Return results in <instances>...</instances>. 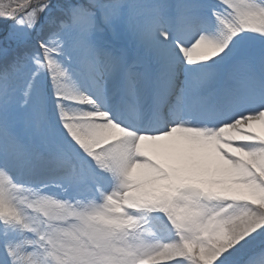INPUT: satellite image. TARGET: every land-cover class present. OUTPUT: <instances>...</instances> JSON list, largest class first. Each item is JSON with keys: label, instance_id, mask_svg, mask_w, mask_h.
<instances>
[{"label": "snow or ice", "instance_id": "obj_1", "mask_svg": "<svg viewBox=\"0 0 264 264\" xmlns=\"http://www.w3.org/2000/svg\"><path fill=\"white\" fill-rule=\"evenodd\" d=\"M264 0H0V264H264Z\"/></svg>", "mask_w": 264, "mask_h": 264}, {"label": "bare ground", "instance_id": "obj_2", "mask_svg": "<svg viewBox=\"0 0 264 264\" xmlns=\"http://www.w3.org/2000/svg\"><path fill=\"white\" fill-rule=\"evenodd\" d=\"M254 130L262 135H264V126H261L259 122H257L254 126Z\"/></svg>", "mask_w": 264, "mask_h": 264}]
</instances>
